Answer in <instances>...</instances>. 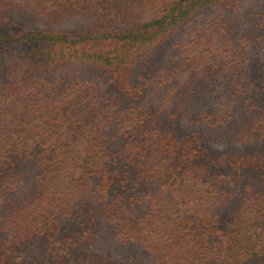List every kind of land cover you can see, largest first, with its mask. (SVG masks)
<instances>
[{"label": "trees", "instance_id": "16d2710c", "mask_svg": "<svg viewBox=\"0 0 264 264\" xmlns=\"http://www.w3.org/2000/svg\"><path fill=\"white\" fill-rule=\"evenodd\" d=\"M154 1L0 0V264H264V4Z\"/></svg>", "mask_w": 264, "mask_h": 264}, {"label": "rangeland", "instance_id": "374dc122", "mask_svg": "<svg viewBox=\"0 0 264 264\" xmlns=\"http://www.w3.org/2000/svg\"><path fill=\"white\" fill-rule=\"evenodd\" d=\"M170 1L171 0H155L153 5L147 7L145 14L138 18L139 19L138 21L149 20L150 18L153 17L155 11L163 8V6L165 7V4L169 3ZM261 4H264V0H246L243 4V7L240 6V9H238L237 12H235V13L233 12L231 14L235 15V17H236V15H239L240 13H243V12L249 13L250 11H253L255 9L253 7H258ZM215 9L222 10V8H220V7H216ZM18 16L22 17L23 22H25V23L29 22L30 23V20H28L26 17L23 18V15L19 14ZM199 18H200V16L196 19H199ZM82 25H83V22L81 20L71 19V20L63 21L59 26H55L54 29L55 30L61 29V30H65V31L74 32V31L80 29L82 27ZM240 28L242 29V32L250 29L249 25H244L243 28L242 27H240ZM190 31H191V24L190 23L185 24L182 26V28H180L177 31L175 36L177 38H179V40H181V44H183L187 41ZM238 31L241 32L240 29ZM253 33H255V31ZM110 46H111L110 49H112V51L119 50V48H120L119 43L110 44ZM248 49H249V47H248ZM164 51H165V49H162V53ZM254 51H255V53H258V55H262L261 53H264V47L262 45L255 46ZM164 54L167 55L168 53L164 52ZM179 68H182V67L180 66Z\"/></svg>", "mask_w": 264, "mask_h": 264}]
</instances>
